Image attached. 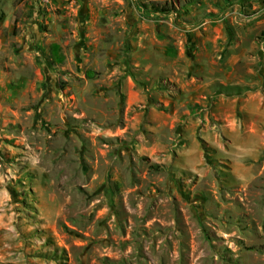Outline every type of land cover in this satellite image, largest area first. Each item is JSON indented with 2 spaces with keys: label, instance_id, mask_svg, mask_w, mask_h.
<instances>
[{
  "label": "rangeland",
  "instance_id": "374dc122",
  "mask_svg": "<svg viewBox=\"0 0 264 264\" xmlns=\"http://www.w3.org/2000/svg\"><path fill=\"white\" fill-rule=\"evenodd\" d=\"M11 4L0 264H264V0Z\"/></svg>",
  "mask_w": 264,
  "mask_h": 264
},
{
  "label": "crops",
  "instance_id": "0c3cea01",
  "mask_svg": "<svg viewBox=\"0 0 264 264\" xmlns=\"http://www.w3.org/2000/svg\"><path fill=\"white\" fill-rule=\"evenodd\" d=\"M8 2L9 3L2 9V11L4 12V16L3 18H0V59L3 57V55L14 53L13 49L10 46V42L12 38V32L16 25V15L14 6L13 4H11L13 0H8ZM17 40H20V38H17ZM19 51L20 50H17V52ZM207 59H209V56ZM212 75L213 74L211 73V71H209L207 80L204 81V84H201L203 91L208 90L210 87H212ZM227 77L228 75H225L222 78H217V80H219L224 85L231 84L232 81Z\"/></svg>",
  "mask_w": 264,
  "mask_h": 264
},
{
  "label": "trees",
  "instance_id": "16d2710c",
  "mask_svg": "<svg viewBox=\"0 0 264 264\" xmlns=\"http://www.w3.org/2000/svg\"><path fill=\"white\" fill-rule=\"evenodd\" d=\"M152 9L155 10L156 12H160L163 14H169L172 12V9L168 7L155 6ZM49 51H50V54L48 57H46V62L48 63V65H50L51 67H54L57 65H61L65 62V55L63 53L62 46L59 43L57 42L51 43L49 45ZM94 74H95L94 71H91V70L87 71L88 78H93Z\"/></svg>",
  "mask_w": 264,
  "mask_h": 264
}]
</instances>
